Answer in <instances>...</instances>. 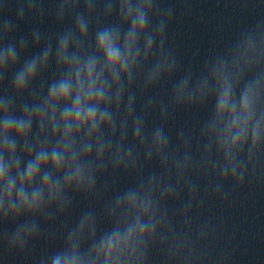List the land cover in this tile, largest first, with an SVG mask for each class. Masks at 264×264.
Wrapping results in <instances>:
<instances>
[{
    "label": "clouds",
    "instance_id": "1",
    "mask_svg": "<svg viewBox=\"0 0 264 264\" xmlns=\"http://www.w3.org/2000/svg\"><path fill=\"white\" fill-rule=\"evenodd\" d=\"M136 22L141 26L144 24V17L143 15H139L136 18ZM100 43L102 48L105 50L106 55H107V60L108 64L110 66H114L116 64V61L119 60L120 58V53L119 50L115 47V45L112 42L111 36L108 34H104L101 36ZM89 72V87L85 91L82 87V85H78L80 88L81 94L85 97H92L93 95H102L103 90L102 89H96L95 88V81L91 79V73H92V67L90 66L88 69ZM69 90L68 84H62L60 88L59 95L61 96H66ZM80 100L81 96L78 95L76 98V103L77 107L74 108L72 111L76 114L77 117L84 116L85 119L89 121H93L95 112L94 109L88 108L86 110H83L79 107L80 105ZM228 106V101L227 99H222L221 100V112H223L224 108ZM242 114L240 115H233V123L238 124L240 123V120L243 119L245 122L242 127L247 128V122L251 120L252 112L250 110V100L247 96L244 97L243 102H242ZM94 122V121H93ZM77 124H80V120H77ZM242 133L237 132L235 133L236 137H239ZM259 134V129L258 127L253 129V138H255ZM58 163V161H56ZM4 170L3 168H0V180H3L4 178ZM33 175V169H29L28 176L31 178ZM12 181H8L4 185V192L5 195L10 196L12 192ZM21 193H23V189H21ZM35 203V200L33 201ZM144 225H141L137 223L136 225L130 226L127 234L124 235L123 237H120L119 235H116L107 241H105L102 246H101V251L105 256V264H109V261L113 258H116L117 260L119 259V253L123 250H126L133 238V234L137 229H140L141 233L143 231ZM53 264H78L77 256L75 253H73L71 256H65L63 259L57 257L53 260Z\"/></svg>",
    "mask_w": 264,
    "mask_h": 264
}]
</instances>
